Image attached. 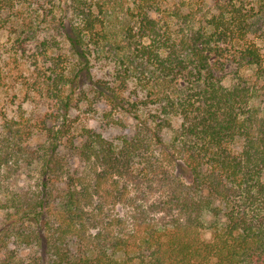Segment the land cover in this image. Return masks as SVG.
<instances>
[{"label":"trees","instance_id":"16d2710c","mask_svg":"<svg viewBox=\"0 0 264 264\" xmlns=\"http://www.w3.org/2000/svg\"><path fill=\"white\" fill-rule=\"evenodd\" d=\"M70 1L63 30L75 65L47 78L58 115L23 145L12 121L0 127V177L16 165L32 179L18 190L0 179V264H264L256 15L213 0L219 12L203 25L192 11L133 0L120 39L100 45L90 2ZM103 49L109 81L76 92ZM84 101L128 116L132 135L111 113L105 127L122 132L113 139L74 125Z\"/></svg>","mask_w":264,"mask_h":264},{"label":"rangeland","instance_id":"374dc122","mask_svg":"<svg viewBox=\"0 0 264 264\" xmlns=\"http://www.w3.org/2000/svg\"><path fill=\"white\" fill-rule=\"evenodd\" d=\"M0 8V127L7 119L12 121L20 132L19 142L23 145L28 139H40L39 128L58 115V103L50 93L51 86L47 78L53 72L60 73L64 68H73L74 60L68 56V42L64 36V26L71 18L70 0H2ZM90 2L98 20V28L104 32L99 36L100 45L104 41L113 43L120 39L121 31L131 18L133 0H87ZM227 1V0H220ZM234 1L242 12L253 17L251 40L258 45L264 59V0H229ZM160 9L168 11L179 9L184 13L192 11L195 21L205 23L211 14L219 11L213 0H158ZM101 22V24H100ZM205 25V24H203ZM105 35V36H104ZM104 38H103V37ZM95 53L82 72L81 81L74 87L89 88L92 82H108L110 68L109 52ZM54 70V71H53ZM233 71L234 68H229ZM112 79H114L112 77ZM115 80V79H114ZM113 81V80H112ZM50 89V90H49ZM90 89V88H89ZM89 97V96H88ZM124 100L127 97L123 98ZM97 103V104H96ZM89 104V105H88ZM82 102L70 114L74 125L92 129L107 139L122 134L118 128L105 127L103 114L111 113V118L127 126L126 134L133 133L132 120L123 114L113 112L106 103ZM264 109V108H263ZM58 122H50L54 128ZM37 130L33 134L29 131ZM79 128V129H80ZM179 171V170H178ZM23 167L13 166L11 172H2L1 180L10 189H22L32 182ZM186 177V174H185ZM209 240V231L203 232Z\"/></svg>","mask_w":264,"mask_h":264}]
</instances>
